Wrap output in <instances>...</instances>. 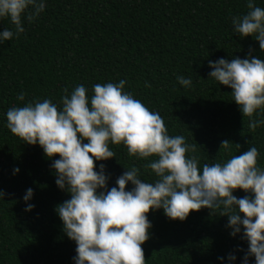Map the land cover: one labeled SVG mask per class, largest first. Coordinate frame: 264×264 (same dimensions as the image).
I'll list each match as a JSON object with an SVG mask.
<instances>
[{"label": "trees", "instance_id": "obj_1", "mask_svg": "<svg viewBox=\"0 0 264 264\" xmlns=\"http://www.w3.org/2000/svg\"><path fill=\"white\" fill-rule=\"evenodd\" d=\"M256 4L264 7V0ZM248 11L247 0H47L39 16L23 19L24 32L0 42V190L5 191L0 196V264H74L76 248L56 211L70 193L56 184L43 148L8 129L5 114L11 106L44 98L59 106L65 88L71 92L83 83L91 96L94 83L124 79V90L158 111L170 135H184L196 145L201 168L252 145L264 168V125L250 128L231 86L209 76V60L245 58L250 50L264 58L258 40L233 30L232 17ZM5 27L15 30L8 17L0 18V30ZM177 75L190 77L192 86L182 85ZM258 111L256 118H264V110ZM224 139L231 141L230 150L221 148ZM109 147L115 156L96 162L97 170L100 163L106 165L109 187L126 167H138L144 180L156 178L145 167L154 157L130 155L123 143ZM16 165L20 171L13 174ZM29 186L35 207L26 211L22 197ZM127 187H133L131 182ZM234 194L249 193L235 189ZM148 217L145 264H223L217 257L229 252L240 264L238 246L247 248L240 234L230 235L228 217L219 209L192 210L179 220L161 208Z\"/></svg>", "mask_w": 264, "mask_h": 264}, {"label": "clouds", "instance_id": "obj_2", "mask_svg": "<svg viewBox=\"0 0 264 264\" xmlns=\"http://www.w3.org/2000/svg\"><path fill=\"white\" fill-rule=\"evenodd\" d=\"M46 3L0 0V18L8 17L15 26L0 30V42L24 32L23 19L39 16ZM247 4L246 14L232 17L233 30L242 37L251 34L264 51V7L256 0ZM208 63L209 76L231 86L233 100L249 117L248 126L264 125V118H256L258 110H264V58L250 50L245 58L220 57ZM177 80L192 86L190 77L177 75ZM125 83L124 79L94 83L91 96L80 83L71 92L64 89L59 106L51 98L34 99L9 107L5 114L13 134L43 148L56 184L70 193L56 211L63 231L76 243L74 264H145L142 244L150 237V210L162 208L169 218L185 220L192 210L203 207L227 215L230 235L246 240V249L238 246L243 251L240 264H264V168L258 166L257 147L201 168L196 145L187 143L184 135H170L161 114L125 91ZM24 98L23 92L18 94L19 100ZM230 142L222 140L221 148L230 150ZM110 143H123L138 158L154 157L145 167L156 178L144 180L138 167H126L109 187L106 165L100 163L97 170L96 162L115 156ZM19 171L18 165L13 167V174ZM129 182L133 187H127ZM235 189L249 194L238 197ZM33 196L29 186L22 197L26 211L35 207L30 202ZM217 259L235 264L237 255L229 252Z\"/></svg>", "mask_w": 264, "mask_h": 264}]
</instances>
